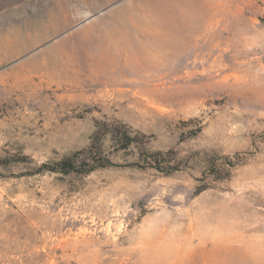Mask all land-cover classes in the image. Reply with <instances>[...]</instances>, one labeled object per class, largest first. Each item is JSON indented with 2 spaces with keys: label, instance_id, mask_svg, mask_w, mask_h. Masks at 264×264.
<instances>
[{
  "label": "rangeland",
  "instance_id": "obj_1",
  "mask_svg": "<svg viewBox=\"0 0 264 264\" xmlns=\"http://www.w3.org/2000/svg\"><path fill=\"white\" fill-rule=\"evenodd\" d=\"M0 264H264V0H0Z\"/></svg>",
  "mask_w": 264,
  "mask_h": 264
},
{
  "label": "bare ground",
  "instance_id": "obj_2",
  "mask_svg": "<svg viewBox=\"0 0 264 264\" xmlns=\"http://www.w3.org/2000/svg\"><path fill=\"white\" fill-rule=\"evenodd\" d=\"M214 17H215V13L212 14L210 12H207L204 16V39H206V41H210V39L215 36V35H218L217 31L215 30L214 28ZM145 30L148 31V34L149 36L147 38H145L144 40H141L140 41V46H138L139 48H141L139 50V53H137L136 51L138 50L137 48L136 49H131L129 51V57L131 59V61H139V60H142V58L144 59L145 57H148V56H151L153 54H156L158 52H179L178 50L176 49H179V50H182L183 46H184V43L190 39V35H186L185 37L183 38H176L172 35H165V34H158L156 35L154 33V29L153 28H146V29H143V30H139V34L144 32ZM131 38H134L135 40H137L138 38L135 37V35H131ZM181 39V41L179 40ZM181 45H180V43ZM152 42V43H151ZM158 44L157 46L155 44ZM152 44V45H151ZM176 48V49H175ZM206 48V51L208 53V56L211 57L212 56V53L214 52V48L210 45V44H206L205 43V46H204V49ZM215 62V60L213 61ZM230 76H225L224 79H227L229 78ZM236 81L238 82L241 78H242V75H240L238 72L234 74L233 76ZM232 77V78H233Z\"/></svg>",
  "mask_w": 264,
  "mask_h": 264
}]
</instances>
